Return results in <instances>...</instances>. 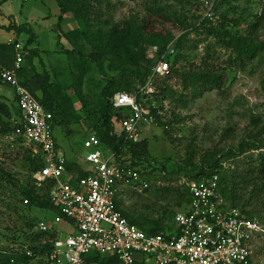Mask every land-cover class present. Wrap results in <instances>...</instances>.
Returning <instances> with one entry per match:
<instances>
[{
  "label": "rangeland",
  "instance_id": "374dc122",
  "mask_svg": "<svg viewBox=\"0 0 264 264\" xmlns=\"http://www.w3.org/2000/svg\"><path fill=\"white\" fill-rule=\"evenodd\" d=\"M205 1L213 4V13L220 17L221 22L225 15L229 20H236L239 27L231 25L229 28L232 31L240 30L242 34L246 33V20L261 15L264 10V0H111L112 8L105 10V18L110 23L121 25L135 17L138 22H145L147 32L156 31L164 35L171 33L173 45L183 34H188L182 44L183 48L179 50V55L183 57L175 65L177 69L182 68L180 72L186 75H173L158 81L160 88H170L174 92L173 97L166 98L161 115L166 125L157 124L148 129L143 128L141 132V138L148 144L151 164L142 163L135 168L137 180L132 185L123 187L119 193L120 206L132 219L151 218L174 226L172 220L175 214L188 206L184 191L187 174L196 173L195 170L201 162L215 151L227 152L237 148L247 131L251 130L253 119L260 118V127L264 125V55L257 57L252 63H247L244 69L233 64L230 59L231 52L218 47L217 42L207 35L208 26H205L204 20L207 9L205 5L203 7ZM37 2L38 0H12V3L4 7L0 24L8 23L7 13L15 15L20 11L25 15ZM38 6L40 7V2ZM12 7L15 9L14 13ZM41 11L46 13L44 9ZM40 15L38 13V17ZM77 27L78 23L75 21L74 29ZM33 29L39 32L40 48L50 52L35 60L37 69L43 71L49 67L52 75L54 70L55 73L59 72L58 80L66 88H70L68 94L73 97V74L76 71L72 60L66 55V51L72 49L71 44L64 38H59V33L52 29L39 28L36 25ZM16 37L13 32L0 28L1 44ZM18 39L26 45L29 35L22 33ZM79 44L83 53L93 52V48L83 40ZM25 50L28 49L25 47ZM177 53L178 50L175 49V54ZM147 55L155 64L160 59L158 47H149ZM205 62H209L222 76L223 86L221 89L213 88L201 94L194 93L188 74L202 71L200 69ZM26 64L28 61L25 58L23 65ZM105 85L99 68L94 64L90 65L82 90L91 113L88 114L86 108H82V104L75 100L81 117L79 122L70 127L55 129L60 155H66L67 159L77 158L79 162L85 159L87 151L83 147L84 140L89 135H97L93 127L97 120L93 119L92 112L99 109L98 102ZM31 89L37 97H41L37 85L32 84ZM14 95L13 89L0 84V105H6L12 112V125L17 119ZM252 130L258 129L253 127ZM27 149H31L34 155L40 154L34 145L26 141L19 143L15 134L0 138V161L23 184H28L31 177L23 163ZM230 165L228 162L223 163L225 170L222 176L228 175L233 169ZM168 188H172L170 192L167 191ZM174 189H179V193H175ZM11 190L13 191L11 186H5L0 197V248L24 251L30 243L25 235L29 229L24 221H15L17 218L10 209L15 198ZM21 214L34 218L39 223L44 222L55 238L64 239L75 232L74 227L59 211L23 207ZM256 218L264 221V212ZM34 232H40L37 226ZM252 250L255 259L264 264V238L257 239ZM31 264H45V258L38 257Z\"/></svg>",
  "mask_w": 264,
  "mask_h": 264
},
{
  "label": "trees",
  "instance_id": "16d2710c",
  "mask_svg": "<svg viewBox=\"0 0 264 264\" xmlns=\"http://www.w3.org/2000/svg\"><path fill=\"white\" fill-rule=\"evenodd\" d=\"M56 2L61 13L60 23L63 21L64 15L68 14L72 15L78 23L76 29L68 33L60 31L59 35V38H64L72 46L71 50L66 51V55L72 60L76 71V74H73L74 84L72 86L74 96L69 95L68 89L70 88H66L58 80L59 72L55 73L56 70H54L52 75L46 69L43 71L37 69L35 60L40 57V53L38 50L29 49L36 42V34L25 25L17 26L13 23L6 27L8 31H15L18 35L22 33L29 35L26 44L28 64L23 65L22 69L17 72L20 83L33 93L30 83L36 81L41 90V97H37L34 93L33 95L47 111L52 113L54 127H70L78 123L81 118L75 104L76 99L82 104V108H86L88 114L91 113L82 89L90 65H96L106 83L98 102L99 109L97 112H92L93 119L97 120L93 127L98 138L105 147L122 157L118 161L126 167L135 169L142 163L151 164L148 157V144L145 139L138 144L126 143L125 135L121 129L124 116L114 109L111 100L117 93H133L136 92L138 86L145 85L155 65V62L148 58V48L158 47V55L161 57L172 44L173 35L171 33L164 35L156 31L147 32L145 22L140 23L135 17H131L121 25L110 23L105 18V10L112 8L111 0H56ZM206 2L209 1L203 2V7ZM216 17L218 19L215 22L208 17L204 18L205 26H208L206 28L207 35L217 42L218 47L231 52L232 57L230 59L233 64L244 69L247 63H252L257 57L264 55V10L261 15H255L250 20H246L245 34H242L240 30L232 31L229 28L231 25L239 27L236 20H229L228 16L225 15L221 18V22L220 17ZM187 36L188 34L185 33L179 37L175 42L176 44L173 45L174 53L166 56V61L169 62L171 70L167 78L178 74L186 75L180 72L182 68L177 69L175 65L178 64L179 58L183 57L179 55V50L183 48L182 44ZM82 40L93 48L92 53L85 54L79 49V42ZM175 49L178 50L177 54H175ZM207 49L209 50V48ZM15 61V45L0 43V73L2 69H13ZM200 70L202 71L188 74L194 93L201 94L209 89L222 88V76L212 68L209 62H205ZM167 78L161 79V81ZM158 81L160 80H157L154 85L158 103L161 105L168 96L169 98L170 96L173 97L174 92L170 88H160ZM14 101L17 118L14 120V125H12V112L6 105H0V138L15 134L16 122L21 117V111L16 96ZM156 118L159 126L166 125L162 116L156 115ZM252 122V128L255 127L258 130L249 129L237 148L227 152L215 151L214 154L201 162L195 170L196 173L187 174V179L197 180L219 174L220 193L224 202L230 208L240 210L247 217L256 218L264 212V125L260 127V118L253 119ZM17 138L19 143L25 141L22 137ZM225 162L231 163L230 166L233 169L229 171L228 175L222 176L225 170L223 163ZM23 163L31 173L28 184H23L0 161V197L5 186L12 187L13 191H11L15 198L14 202L10 204L12 205L11 208L10 205L9 208L17 218L15 221H24L25 226L29 229L25 235H27L30 243L27 244L24 251L0 248V264H31L38 257H44L46 264L47 255L56 239L50 232L39 230L40 232L35 233V226L39 229V222L21 214L23 207L59 211L50 198L51 185L37 187L32 178L33 174L45 166L42 153L34 155L31 149H27L24 152ZM192 165L195 164L192 163ZM66 168L69 173L76 174L75 172L80 167L77 164L67 163ZM163 170L165 171V167ZM85 175V171H80L78 177L81 178ZM184 188L186 202L189 203L188 190L185 186ZM170 189L172 188H168L167 191L170 192ZM179 191V189H174L175 193H179ZM25 200L28 201L27 204H25ZM120 205L119 202L121 208ZM122 213L131 224L148 235H166L175 228L165 225L160 220L151 218L132 219L126 212L122 211ZM66 221L71 223L69 220ZM27 252H31V256L27 255ZM83 260L84 264H119L116 257L102 256L98 253L86 255Z\"/></svg>",
  "mask_w": 264,
  "mask_h": 264
},
{
  "label": "built area",
  "instance_id": "2783aa9c",
  "mask_svg": "<svg viewBox=\"0 0 264 264\" xmlns=\"http://www.w3.org/2000/svg\"><path fill=\"white\" fill-rule=\"evenodd\" d=\"M205 6L206 17L215 22L218 17L213 13V4L206 2ZM15 53L14 68L0 73L1 83L14 90L21 111L15 136L42 153L45 166L33 174L34 183L37 187L51 185L52 203L75 230L53 241L46 264H84V256L92 253L116 257L119 264H263L255 259L252 245L264 238V221L249 218L224 202L219 174L185 180L187 209L175 214V228L166 235H148L124 217L119 193L137 180V170L119 162L122 157L105 147L97 135L84 140L86 175H71L67 159L59 154L52 113L17 76L28 52L17 43ZM173 53L171 44L145 85L133 93H117L111 100L114 109L124 116L121 129L126 143L142 142V129L157 125L156 115H162L166 101L158 103L154 84L170 75L166 56ZM39 230L49 232V227L40 222Z\"/></svg>",
  "mask_w": 264,
  "mask_h": 264
},
{
  "label": "crops",
  "instance_id": "0c3cea01",
  "mask_svg": "<svg viewBox=\"0 0 264 264\" xmlns=\"http://www.w3.org/2000/svg\"><path fill=\"white\" fill-rule=\"evenodd\" d=\"M26 2H28L29 0H24ZM40 2V7L38 6ZM10 3H12V0H0V15H4L3 10L5 6H8ZM38 4L33 6L30 11L28 13H26L25 15H22V13L19 11L17 12L18 14L12 15V13H7L5 11V13H7L6 17H8V23L7 24H0V28H3L5 30L6 27L10 26L11 24H15L17 26H27V28H30L37 36L36 42L34 44H32L29 49L30 50H38L40 55L45 56V54H49V51H43L40 48V36L38 35L39 32H35L34 25H36L39 28H45V29H52L54 31H57L60 35V31H62L63 33H68L70 31H72L75 27V19L72 15L68 14V15H64L63 17V21L60 23L59 22V17L61 15L60 13V8L58 6V3L56 2V0H38L37 2ZM42 9H44L46 11V13L44 14L43 11H41ZM51 10V11H50ZM12 12H15L14 7H12ZM19 13H21V15H19ZM38 13H40V17H38ZM21 18H24V21H21ZM53 20H55L56 22H53ZM9 32H13L14 35H16L17 37L15 39H9L7 43H3V44H8V45H16L17 43H20L22 46H24L25 44H23L18 38L22 35H18L15 31H9ZM60 37V36H59ZM27 44V42H26ZM26 47V45H25ZM56 53V52H55ZM48 71H50V68H47ZM51 72V71H50ZM34 84L37 85L39 87V85L37 84L36 81H32L30 83V86ZM12 89V88H10ZM40 89V87H39ZM41 92V90H40ZM15 98V95H14ZM59 147V144H58ZM59 150V149H58ZM64 157L67 159L66 155H64ZM76 160L70 158L67 159L68 163L71 164H77L79 168L78 171H76V174H71L74 177H78L80 171H85L86 169H88V165L85 163L84 160L81 159V161L79 162V160L77 158H75Z\"/></svg>",
  "mask_w": 264,
  "mask_h": 264
}]
</instances>
